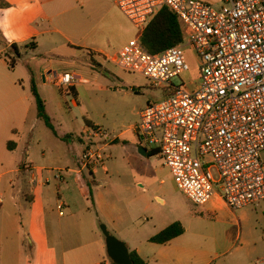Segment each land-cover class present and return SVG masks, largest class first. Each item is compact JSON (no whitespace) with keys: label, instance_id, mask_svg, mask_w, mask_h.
<instances>
[{"label":"built area","instance_id":"2783aa9c","mask_svg":"<svg viewBox=\"0 0 264 264\" xmlns=\"http://www.w3.org/2000/svg\"><path fill=\"white\" fill-rule=\"evenodd\" d=\"M118 6L142 34L163 8L185 27L177 46L154 54L140 37L109 60L169 93L140 112L141 141L157 146L177 189L196 206L215 195L233 211L264 202V0H119ZM185 47L201 64L194 93L171 83L190 70ZM50 81L66 90L80 82L70 73ZM81 139L84 168L103 164L115 140L94 124Z\"/></svg>","mask_w":264,"mask_h":264},{"label":"crops","instance_id":"0c3cea01","mask_svg":"<svg viewBox=\"0 0 264 264\" xmlns=\"http://www.w3.org/2000/svg\"><path fill=\"white\" fill-rule=\"evenodd\" d=\"M118 1L0 0V3L7 5L0 6V65L7 70L11 68L9 61L15 60L16 57L12 49L14 44L20 47L35 42L37 48L34 51H36L40 49L43 40L53 47L59 44L54 39L57 35L58 38L64 39L70 48L86 52L90 61L103 66L96 58L109 61L116 57L127 44V38L130 37L128 23L117 11ZM63 15H66L64 19H58ZM42 27L44 29H40ZM34 29H40V32L33 34ZM93 34L95 38L90 43L89 39ZM116 40H119L117 44ZM113 45L116 48L113 49L114 55L111 56L105 49H111ZM19 53L21 57L23 51ZM45 71V82L48 80V75L59 74L52 66ZM32 80L35 81L34 76ZM2 120L1 117L0 128L5 125ZM69 125L64 123L61 126L64 129L63 134H60L56 127V134L51 131L56 142L60 141L63 145L69 143L70 146H66L63 153H60L58 148L55 149L57 161L54 164H36L29 142L26 141L22 146L3 136L0 151L3 154L10 153L14 165L0 163V168H7L0 174V264H110L106 239L101 228L99 229L98 219H106L110 222L111 231L118 239L128 243L130 252H137L147 264H196L201 257H204L201 259L203 264H218L232 251L231 261L236 264H261L264 254L249 257V254L242 250L236 252L238 250L236 246L234 249L232 246L226 251H220L215 254V257L210 256L213 253L209 255L207 251L202 252L199 249L184 246L187 241L184 223L170 219V214L164 209L166 200L157 194L158 191L154 187L144 184L140 186L124 184L121 178L125 177V171H117L119 184L112 185L110 188L106 182H97L100 167L105 176H110L106 162L90 165L87 168L80 166L77 162L78 155L75 156L73 153H76L79 148L83 150V141L81 135H79V142L70 139L72 128ZM15 132L16 130H12L11 134ZM121 136L117 138L121 140ZM118 144L123 147L126 143L122 141ZM113 147L115 146L106 148L107 154ZM17 155H22L18 161ZM147 157H149L148 154ZM43 158H46V153L43 154ZM111 158V154L108 155V159ZM64 159L67 171L65 177L57 174V172H64V168L58 167ZM53 166L56 167L53 168ZM86 169L94 180L92 183L95 187L92 189H88L78 177H84ZM7 176L10 178L6 179ZM57 176L60 178L58 179ZM52 179L57 182L56 192L51 186ZM109 188L114 190L117 198H126L124 201L127 202V207L124 210V218L121 212L114 208L115 205L112 207L109 203L108 198L111 196ZM212 201H214L212 208L208 210L212 216L233 213L218 195H215L210 202ZM254 206L260 208L257 205ZM60 207L67 213L63 212L61 215ZM116 210L120 216L119 222L125 223L128 216L130 217V222L127 224L129 226L125 230L119 228L120 224L114 215L117 213ZM95 212L99 215L97 220L93 217ZM144 219L154 230L148 236H142V240L138 233L146 227V225H140ZM175 223H180L184 228L182 235L164 245L150 242L151 238ZM129 229L133 231V234L139 235V238L137 236L136 240L131 242L124 240L126 239L125 231ZM192 242L193 239H191ZM253 247L257 248L258 244L253 243Z\"/></svg>","mask_w":264,"mask_h":264},{"label":"rangeland","instance_id":"374dc122","mask_svg":"<svg viewBox=\"0 0 264 264\" xmlns=\"http://www.w3.org/2000/svg\"><path fill=\"white\" fill-rule=\"evenodd\" d=\"M117 11L123 15L129 26L130 37L127 38V44L132 40L140 39L142 29L137 28L129 21L120 8ZM65 17L66 15L59 16L58 19L62 20ZM68 17L70 18L71 14ZM40 29H44V27ZM40 29H34L32 33L40 32ZM93 38H95V34L89 39L90 43L94 40ZM54 39L59 42L54 47L44 40L41 41L40 49L36 51L26 48L27 44L18 47V51H23V54L20 58H14L18 62L15 68L7 70L0 65V118L2 117V121L5 123L4 127L0 128V145L4 135L22 146L27 141L31 145L30 151L36 164L44 165L56 163V148L61 151L60 153H63L66 146L70 147L69 143L63 145L60 141L56 142L51 130L46 127L44 121L38 118L36 101L31 91V80L34 76L38 92L46 102L47 114L53 119L52 122L60 134L64 132L61 126L64 123L70 124L71 126H69L72 128L70 139L79 142V135L89 121L105 129L112 138H116L115 141H119L118 143L122 141L126 143L123 147L118 146L119 144L115 141L110 145V147L115 146L111 152L108 154L106 152L105 162L106 167L110 170V176H105L103 169L98 168V183L106 182L109 187L117 185L119 184L116 176L117 171H125V177L121 178L124 184H138V186L144 184L154 187L158 191L157 194L165 198L164 209L170 214V219L172 221L180 220L184 223L187 230V241L184 246L187 248L207 251L209 255L213 253L210 255L213 257L232 246L233 249L238 248L236 252L242 250L249 254V257L264 254V202L257 205L260 208L252 206L237 211L232 210L233 213H220L218 216H212L208 210L212 208L214 201L206 206H196L189 201L177 189L169 169L164 166L160 154L156 150L157 146L141 141V134L136 130L140 122L139 114L148 104H157L163 101L167 97V89L155 87L143 76L126 71L110 61L103 60V58H96L103 66L95 64L90 61L86 52L70 48L67 42L58 38L57 35L54 36ZM118 42L119 40L115 41L116 44ZM114 48L116 47L113 45L111 49L105 50L113 56ZM184 52L190 70L173 78L171 83L175 87H184L188 92L194 93L201 83V64L197 54L189 48L185 47ZM50 66L54 67L59 74L76 75L80 82L68 90L58 88L49 81L53 79V74L48 75V80L45 82V69ZM12 130H16V132L11 134ZM118 136H121V140L117 138ZM140 146L147 149L150 153L149 157L140 158L138 156L141 155ZM45 153L46 158H43ZM82 153L81 148L73 153L75 156L78 155V161H76L79 164V157ZM110 154L112 158L108 159ZM16 157L18 161L22 155ZM261 159L264 162V152L261 153ZM65 162V159L62 160L58 166L64 168V172H57L64 177L67 176ZM0 163L14 165L11 154H3L0 151ZM5 169L7 168H0V174ZM139 169L147 172L139 173ZM211 172L214 178L218 179L217 169L212 168ZM84 175V177L78 176L82 183L88 189L95 187L88 169L84 170ZM9 178L10 176L6 177V179ZM55 185L57 182L52 179L51 186L56 192ZM110 188L111 196L108 201L112 207L115 205L114 208L121 212L120 214L124 218V210L127 207V202L124 201L126 198H117L114 190ZM109 190H107V194H109ZM62 212L67 213L65 209H62ZM114 215L119 222L118 212ZM97 216L99 215L95 212L93 217L96 220ZM97 222L99 229L105 225L110 233L118 238L111 231L110 222L106 219H98ZM129 222L130 217L128 216L125 223L119 222V228L125 230L129 226L127 225ZM140 225H146L138 233L140 238L148 236L154 230L147 224L146 219L142 220ZM132 232L130 229L126 230V239L124 240L131 242L136 240L137 236L139 238V235ZM191 239H193L192 243ZM123 242L129 246L128 243ZM253 243L258 244V247L254 248ZM232 254L233 251L230 255ZM230 255L227 256L229 258H223L224 260L219 261L218 264H236L231 261L233 256ZM203 258L201 257V259ZM201 259H198L196 264H199V261L200 264H203Z\"/></svg>","mask_w":264,"mask_h":264},{"label":"trees","instance_id":"16d2710c","mask_svg":"<svg viewBox=\"0 0 264 264\" xmlns=\"http://www.w3.org/2000/svg\"><path fill=\"white\" fill-rule=\"evenodd\" d=\"M0 6H7L5 3H0ZM185 40V27L180 21L179 17L171 11L169 8H163L148 24V26L143 31L141 36V42L145 48L150 53H160L168 48L177 46L183 43ZM26 48L35 50L37 45L35 42H30L25 45ZM12 49L16 53V57L20 58V53L18 51V46L13 45ZM10 67L15 68L17 62L16 60L10 59ZM31 91L36 101L37 115L38 118L44 121L46 127L50 129L54 134H56L55 126L52 119L47 114L46 103L40 96L38 88L34 80H32ZM169 93L167 92V95ZM88 125H93L92 123H87ZM150 156V153L148 152ZM184 233V228L180 223H175L164 231L159 233L150 239L151 243H156L164 245L172 241L174 238L182 235ZM132 261L134 264H147L137 252H130ZM110 264H114L110 260Z\"/></svg>","mask_w":264,"mask_h":264},{"label":"water","instance_id":"95a60500","mask_svg":"<svg viewBox=\"0 0 264 264\" xmlns=\"http://www.w3.org/2000/svg\"><path fill=\"white\" fill-rule=\"evenodd\" d=\"M139 152L144 157L148 154L147 149L143 146H140ZM101 231L106 239L107 253L110 260L114 264H134L128 246L123 241L113 236L107 226L102 225Z\"/></svg>","mask_w":264,"mask_h":264}]
</instances>
